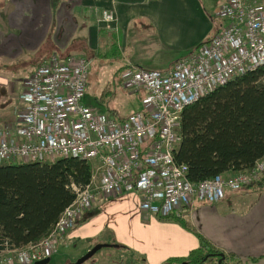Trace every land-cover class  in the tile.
Wrapping results in <instances>:
<instances>
[{"label":"built area","instance_id":"built-area-1","mask_svg":"<svg viewBox=\"0 0 264 264\" xmlns=\"http://www.w3.org/2000/svg\"><path fill=\"white\" fill-rule=\"evenodd\" d=\"M219 30L165 70L133 65L123 86L145 93L142 112L115 119L84 104L90 61L51 53L23 81L20 108L0 123V162H44L77 157L93 164L89 183L40 241L5 249L6 264H35L50 257L61 238L98 196L140 195V209L158 217L190 210L196 200L217 202L226 192L249 188L264 176V157L252 168L219 174L199 182L177 163L178 120L184 107L218 85L264 65L263 0H225ZM99 21H115L103 9ZM0 254V255H1Z\"/></svg>","mask_w":264,"mask_h":264},{"label":"crops","instance_id":"crops-1","mask_svg":"<svg viewBox=\"0 0 264 264\" xmlns=\"http://www.w3.org/2000/svg\"><path fill=\"white\" fill-rule=\"evenodd\" d=\"M202 6L200 0H60L56 7L50 0H0V123L13 120L21 106L24 79L48 55L100 56L103 45L111 54L134 24L148 28L156 46L146 58L131 54L126 66L172 67L222 25L219 19L214 26ZM103 9L114 13L112 24L99 21ZM99 28L113 31V39L99 41ZM76 29L81 33L72 44ZM77 46L88 56L72 55ZM146 61L161 69L148 68ZM139 199L135 192L98 196L58 245L84 242L83 250L75 253L82 256L92 248L86 242L95 240L132 256L137 264H164L198 248L194 234L174 221L141 210ZM181 215H187L198 233L223 254L236 255L242 264H264V176L261 184L226 192L217 202L196 200Z\"/></svg>","mask_w":264,"mask_h":264},{"label":"trees","instance_id":"trees-1","mask_svg":"<svg viewBox=\"0 0 264 264\" xmlns=\"http://www.w3.org/2000/svg\"><path fill=\"white\" fill-rule=\"evenodd\" d=\"M59 3L50 0L52 7ZM98 30L99 41L113 39V31ZM178 133L174 159L187 166L192 182L252 168L264 157V65L231 78L184 107ZM92 172L93 164L77 157L0 162V254L45 237L75 198V188L85 187ZM159 218L178 223L199 239L198 248L186 257L169 258L164 264H207L208 260L242 264L236 255L223 254L210 244L187 215Z\"/></svg>","mask_w":264,"mask_h":264},{"label":"rangeland","instance_id":"rangeland-1","mask_svg":"<svg viewBox=\"0 0 264 264\" xmlns=\"http://www.w3.org/2000/svg\"><path fill=\"white\" fill-rule=\"evenodd\" d=\"M222 1L200 0L214 26H216L217 20L221 19L218 16V8ZM80 33V29L75 30L72 44ZM119 41L121 45L118 46L117 44L111 54H107L108 48L103 45L100 46V56L87 57L91 67L83 96V102L87 106L98 113H104L115 119H122L131 113L142 112V99L145 93L143 90L132 93L126 89L122 84V74L126 70V65L129 64L131 54L135 57L146 58L150 49L156 46V40L151 31L143 26L141 28L139 24H134L126 34L119 38ZM147 47V51L143 50ZM74 50L78 51H74L72 55H87L85 49L80 46ZM145 65L150 69H161V66H155L151 61H146ZM86 243L91 247L100 244L95 240H89ZM83 247L84 242L73 244L71 241H66L63 245H57L55 252L46 264H73L81 256H77L75 253L83 250ZM3 255L5 254L0 255V264H6ZM132 258L126 254L122 255L112 247H101L81 264H137ZM113 260L118 262L112 263ZM211 263V261H207V264ZM11 264L19 263L13 262Z\"/></svg>","mask_w":264,"mask_h":264},{"label":"water","instance_id":"water-1","mask_svg":"<svg viewBox=\"0 0 264 264\" xmlns=\"http://www.w3.org/2000/svg\"><path fill=\"white\" fill-rule=\"evenodd\" d=\"M104 246H108V244H97L94 247H92L91 249H89L84 255L80 256L76 262H74L73 264H81L83 263L85 260H87L90 256H92L97 250H99L101 247ZM223 257V256H221ZM50 257H46L40 261H37L35 264H46L49 262ZM206 258H203V261ZM219 263V261H218Z\"/></svg>","mask_w":264,"mask_h":264},{"label":"bare ground","instance_id":"bare-ground-1","mask_svg":"<svg viewBox=\"0 0 264 264\" xmlns=\"http://www.w3.org/2000/svg\"><path fill=\"white\" fill-rule=\"evenodd\" d=\"M61 240V239H60Z\"/></svg>","mask_w":264,"mask_h":264}]
</instances>
